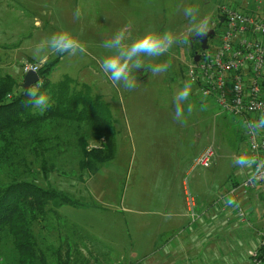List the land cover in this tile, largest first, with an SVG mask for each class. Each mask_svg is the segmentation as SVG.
Listing matches in <instances>:
<instances>
[{
    "label": "rangeland",
    "instance_id": "1",
    "mask_svg": "<svg viewBox=\"0 0 264 264\" xmlns=\"http://www.w3.org/2000/svg\"><path fill=\"white\" fill-rule=\"evenodd\" d=\"M253 4L251 0H0V73L24 83L23 62L41 60L32 55L35 43L61 26L78 35L86 48L83 54L46 57L58 60L50 84L69 80V101L77 107L70 128L56 130L62 138L70 134L69 143L64 141L61 147L66 153L47 159L49 169L56 171L45 177L41 166L36 168L40 187L62 191L77 203L54 202L46 220L33 225L38 249L48 264H151L152 254L179 240L185 232L180 229L192 222L186 191L197 206H210L238 184L234 182L240 184L243 167L235 160L242 152L251 155L241 121L222 114L193 86L189 97L193 110L189 114L186 108V122L179 123L173 119V96L187 80V67L202 53L196 35L187 31L184 8L196 6L201 16L210 17L209 30L217 28L208 45L213 51L224 30L221 7L253 13ZM124 25L132 38L150 26L188 37L159 58H145L146 65L170 67L158 76L147 68L138 70L132 91L113 86L100 69L107 54L103 42ZM78 113L96 115L112 131L113 158L94 173L79 170L72 129L78 126L80 133H86L92 120L79 122ZM104 145L92 144L89 149ZM210 147L216 151L212 167L193 169ZM172 214L183 217L171 218ZM171 220L175 223L168 227ZM253 247L244 239L233 250L232 264H252L248 252ZM6 249L3 264H15L9 244Z\"/></svg>",
    "mask_w": 264,
    "mask_h": 264
},
{
    "label": "trees",
    "instance_id": "2",
    "mask_svg": "<svg viewBox=\"0 0 264 264\" xmlns=\"http://www.w3.org/2000/svg\"><path fill=\"white\" fill-rule=\"evenodd\" d=\"M199 50L203 52L202 48ZM57 62L46 61L38 72L45 81L43 91L51 101V107L43 113L24 107L23 101L27 97L23 83L12 75L0 73V264L7 256L8 244L15 254V264H48L38 249L33 225L46 220L54 202L77 204L68 194L54 188H42L35 180L38 165L45 177L50 171H56L49 169L47 159L54 153H66L61 147L64 141H70L69 133L62 138L56 130L70 128L69 121L77 109L76 102L69 101V80L50 84ZM77 119L79 122L92 120L88 132L80 133L78 126L72 131L77 139L79 170L94 173L113 158L112 131L96 115L84 117L78 113ZM102 143L106 146L96 148ZM92 144L96 147L90 150Z\"/></svg>",
    "mask_w": 264,
    "mask_h": 264
},
{
    "label": "built area",
    "instance_id": "3",
    "mask_svg": "<svg viewBox=\"0 0 264 264\" xmlns=\"http://www.w3.org/2000/svg\"><path fill=\"white\" fill-rule=\"evenodd\" d=\"M251 1L255 6L253 13L229 6L221 7L224 30L220 46L216 50L202 52L200 60L187 67V80L193 81V86L203 98L212 99L222 114L241 121L251 155L258 162H264V131L252 135L245 127L247 122L264 114V0ZM33 65L38 74L42 65L23 62L25 75L33 72L27 71ZM215 157L213 147L206 149L195 161L193 169L211 168ZM251 194L264 199V163L253 164L247 178L220 197L215 205L220 207L228 220L234 218L240 225L253 229L256 240L248 257L252 264H264V216L261 221L263 227L257 228L246 209L237 201ZM227 198H233L235 203L228 205ZM186 202L190 219L197 223L200 220L197 203L187 191Z\"/></svg>",
    "mask_w": 264,
    "mask_h": 264
},
{
    "label": "clouds",
    "instance_id": "4",
    "mask_svg": "<svg viewBox=\"0 0 264 264\" xmlns=\"http://www.w3.org/2000/svg\"><path fill=\"white\" fill-rule=\"evenodd\" d=\"M184 16L188 20L187 31L189 34L205 36L209 31L210 17L201 16L200 10L196 6H187L183 10ZM81 15L80 8L77 7L74 16L78 19ZM188 37H178L171 30L158 31L150 26L142 34L132 38L129 35L127 25L118 28L114 34L102 44L106 50V55L100 63V69L113 86L122 87L124 90L132 91L137 87L138 70L145 69L152 76H158L166 72L170 65L167 63L145 64V58L156 59L165 55L170 48L177 43L187 42ZM86 51L78 35L72 30L63 26L49 36H45L33 47L32 55L35 59L46 58L50 54L74 56L83 54ZM36 73L35 66H29L27 71ZM45 88V81L38 77V80L25 89L24 95L27 97L23 101L24 107H31L39 110L41 113L51 107L50 97ZM193 93V81L185 80L182 87L173 96L174 117L179 123H185V110L189 114L193 110V105L189 102V97ZM248 132L252 135L264 131V114L258 119H254L245 124ZM235 163L240 167H251L258 162L254 155L242 152Z\"/></svg>",
    "mask_w": 264,
    "mask_h": 264
},
{
    "label": "crops",
    "instance_id": "5",
    "mask_svg": "<svg viewBox=\"0 0 264 264\" xmlns=\"http://www.w3.org/2000/svg\"><path fill=\"white\" fill-rule=\"evenodd\" d=\"M46 61L47 58H43L34 62L43 66ZM250 170L251 167H243L241 182L247 178ZM234 183L239 185V182ZM226 201H228V205L235 203L233 198H229V200L227 198ZM237 201L246 209L250 218L256 223V227L262 228L264 199L256 198L251 194L249 197H241ZM197 213L200 220L197 223L189 222L183 226L180 229L185 231L181 235L182 237L175 243L165 244L159 253L152 254L149 259L151 264L157 262L160 264H210V262L212 264H232L235 259L233 250L242 245L244 239L250 240L253 246L255 245L256 237L253 229L240 225L234 218L228 220L226 215L221 212L220 207L215 206V203L210 206L203 203L198 204ZM177 217L174 214L171 215V218L176 219L182 218L183 215ZM175 220L169 221L167 226L172 227Z\"/></svg>",
    "mask_w": 264,
    "mask_h": 264
},
{
    "label": "water",
    "instance_id": "6",
    "mask_svg": "<svg viewBox=\"0 0 264 264\" xmlns=\"http://www.w3.org/2000/svg\"><path fill=\"white\" fill-rule=\"evenodd\" d=\"M213 35V33L210 31L209 33H207L204 36V41H203V45H202V51L205 52L208 50V46H207V40ZM201 36L197 35L196 39H200ZM200 60V56L196 55L194 61L198 62ZM38 77L40 78L39 74L35 73V72H29L28 74H26L24 76V83H23V90L25 91V89L28 87V85L36 82L38 80Z\"/></svg>",
    "mask_w": 264,
    "mask_h": 264
},
{
    "label": "flooded vegetation",
    "instance_id": "7",
    "mask_svg": "<svg viewBox=\"0 0 264 264\" xmlns=\"http://www.w3.org/2000/svg\"><path fill=\"white\" fill-rule=\"evenodd\" d=\"M223 24V23H222ZM221 26V25H220ZM212 32L213 33V35L207 40V46L209 45V41L211 40V39H213V38H215V36L217 35V28L216 27H214V29H212V30H209L208 31V33L209 32ZM204 36H201V38L200 39H197V41H199V43H200V47H199V49L200 48H202V45H203V41H204ZM209 48V47H208Z\"/></svg>",
    "mask_w": 264,
    "mask_h": 264
}]
</instances>
